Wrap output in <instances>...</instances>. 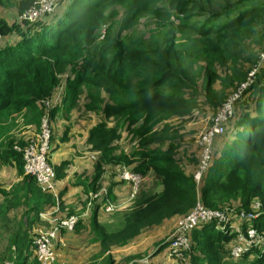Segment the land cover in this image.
<instances>
[{
    "label": "trees",
    "instance_id": "1",
    "mask_svg": "<svg viewBox=\"0 0 264 264\" xmlns=\"http://www.w3.org/2000/svg\"><path fill=\"white\" fill-rule=\"evenodd\" d=\"M38 2L0 0V11L12 7L19 17ZM109 6L120 7L127 14H118L123 23L107 26L101 39L102 28L108 24L104 10ZM174 9L183 13L186 20L183 25L171 24L162 30L161 45L154 52L138 50V44L119 40L123 31L145 18H141L143 15L169 21ZM254 30L264 36V0H59L54 13L34 23L22 21L20 17L11 22L0 15V122L12 113L36 107L39 102L41 106V101L54 98L63 84L59 75L62 77L65 73L68 75L65 92L52 114L62 108L65 114L78 111L89 116L95 111L101 115L86 140L87 145L100 152L95 176L88 185L97 193L91 194L89 201L95 194L101 200L93 202L90 224L84 229L91 236L89 243L99 245L101 255H105L102 264H123L112 256L110 251L114 246L127 245L147 226L160 225L167 218L189 213L197 203L208 210L228 214L231 222L237 223L238 233L247 236L254 229L259 244L235 260L230 252L237 242V232H224L217 223L206 224L191 232L190 249L183 250L182 264H264V69L234 102L225 132L236 131L238 137L226 140L221 148L214 144L211 164L201 184L191 173L195 166L186 167L183 161L177 160L176 141L156 130L170 131L166 121L174 116L193 115L199 106V98L185 95L186 90L195 89V83L188 78L191 72L180 66L179 56L192 52L212 57L206 70L211 90L216 89L217 67L225 68L219 97H215L216 101L207 94L205 97L206 103L218 112L228 99L224 100L225 90L248 81L250 73L239 74L234 81L228 72H239L233 61L241 44L257 34H251ZM184 42L189 49L184 48ZM230 61L234 67L228 70ZM87 88L89 96L85 94ZM95 94L98 103L94 102ZM131 133L135 134V142L130 147H121L123 135ZM30 138L21 136L16 143L11 140L7 149L0 152V168L10 166L23 176V153L13 148H26ZM157 143L168 146H155ZM53 145L52 136L50 163ZM107 166L113 167L112 173L121 179L128 171L139 175L143 182L146 179L151 187L155 180L162 187L159 193H149L133 211L126 212L120 222L121 229L114 232L110 230L112 224L99 218V212L105 214L111 199L110 187L101 184ZM55 170L60 172L58 168ZM9 195L15 198L0 213L4 219L1 229L8 233L0 235L7 238L0 247V264L6 261L31 264V259L36 258L35 234L30 235L31 231L34 233L32 227L40 221V213L55 205V194L42 192L34 178L24 176ZM138 195L142 197L143 190ZM58 203L62 204L60 218L75 214V210L66 212L59 197ZM20 206L24 208L23 220L15 229L17 222L5 213ZM241 214L253 217L242 219ZM82 224L83 220L79 221L75 232H79ZM65 234L68 233L62 231L59 235ZM58 245L59 242L57 256L61 250ZM168 245L169 241L157 244L146 259L155 264L154 258ZM128 261L135 264L132 258Z\"/></svg>",
    "mask_w": 264,
    "mask_h": 264
},
{
    "label": "rangeland",
    "instance_id": "2",
    "mask_svg": "<svg viewBox=\"0 0 264 264\" xmlns=\"http://www.w3.org/2000/svg\"><path fill=\"white\" fill-rule=\"evenodd\" d=\"M159 4L160 3H158L157 6H159ZM63 5L67 6V2L63 3ZM61 6H62V3H60L59 7ZM24 13L25 12H23L21 16L19 15V17H22ZM120 13L127 14L126 11L120 7H110V6L107 7L104 10V17H105V20H107L106 22L108 23L107 26L111 24H116L117 22H119V24H122L123 20H120L118 16V14ZM0 15H2L5 18L10 19L11 22L19 20V17L16 16L17 12H15V10L12 7L1 9ZM141 18L143 19L139 20L137 23L132 25L127 31H123L122 34L120 35L119 40L126 39L130 42H133L134 44H138L136 45V48L138 50H149L150 52H154L161 45L162 36L159 35V33L162 30L170 27L171 24H173L174 26H177L180 24L183 25V23L186 20L185 15L181 13L180 11H177L176 9H174L171 12L169 21H160L158 19H154L153 16L146 17V15H143ZM171 28L174 29V27H171ZM115 31H118V30H115ZM176 32H177V36H180V33L178 31ZM254 32H256L257 34H255L253 38L241 44L240 48L237 50L238 57L233 62L237 63V70L239 72L238 73H233L231 71L228 72V75H230L234 81L237 80L239 74L250 73L248 81L246 83H243L244 86L246 85L245 87L246 89L251 87L252 81L255 80L257 73L264 69V36H260V34H258L256 30H254L251 34H253ZM114 34L119 35L118 32H114ZM1 41L2 39L0 40V43ZM184 48L189 49L190 46L188 44H185L184 42ZM179 57H180V66L184 69H188L191 72L188 78L190 81L195 83V89L192 91L186 90L185 95L188 94L187 96H195L196 98H199L198 99L199 106L196 108L193 115L191 114L190 116H185V117L174 116L170 118L168 121H166V123L171 126L170 131L166 132V131L161 130V128H158L156 130L160 132V135L165 133L164 136H166L167 139H173L176 141V145L174 146H176L177 148V151H176L177 160L179 161V163H182L183 161V165L186 167L195 166V171L191 172L194 176L195 173L197 172L196 170H198L199 168L200 161L202 159L201 157H202L203 150H204L203 139L214 128V126L219 123L218 117L215 120L217 111L213 109V106L206 103L205 97H206V94L208 97H211L213 100H215L216 96L219 97L218 92L219 90H221V85H220L221 80L225 79L224 75L226 73V70L225 68L217 67L216 71L219 77L214 83V87L216 89L211 90L209 89V85H208L209 82L207 81L206 70L212 61V57L205 53L194 54L192 52H184V55L179 56ZM233 62L232 61L229 62L227 66L228 70L234 67ZM65 74L66 75L62 77L59 75V77L63 80V84L64 82H66L68 78L67 73ZM238 85L239 84H237L235 88L230 86L225 90L224 100L228 98L227 101L228 100L231 101L236 96L235 90L238 87L243 86L242 84L240 86ZM63 92H65V88ZM85 94L86 96H89V88L85 90ZM55 97L51 98L53 102V104H51V110H55V108L59 105V102L61 101L60 100L56 103ZM94 102L98 103L97 94L94 95ZM41 106H43L44 108L43 112H42ZM41 106L39 102V104H37L36 107L24 108L20 112L12 113L7 118H4L1 120L0 122V152H3L7 149L8 144L11 142V140H14L15 143L18 142L21 136H24L22 132L24 130H27L29 127H30V130H33V133H32L33 135L31 136V138L40 131L43 116L47 113V110H48V108L45 106L43 101H41ZM254 108H255V103L252 101L251 110H253ZM59 110H62V108H60ZM92 113H97V112L92 111ZM239 113H241V106L239 108ZM239 113H238V116H239ZM54 115L55 114L51 115V129H52L53 137H54L53 123L55 122ZM114 124L117 125L116 122H114ZM226 125H225V128H226ZM227 129H228V126H227ZM237 135L238 134L236 133V131L229 129L225 135L219 136L218 138H216V140H214L213 147L215 144V147L217 146L218 148H221L223 143L226 140L228 139L234 140L236 137H238ZM122 139L123 141L121 143V147L123 148L130 147L135 142L134 141L135 134L131 133L130 136L129 134H124ZM163 145L165 148L168 146L162 143L155 144V146H163ZM14 147L15 149L13 148V151L20 152L19 149H22L20 146H14ZM218 148H216V151L218 150ZM21 169L23 171V177H24V172H25L24 165ZM180 170H184V169L180 168ZM12 171L14 170H12L10 166H5V167L0 168V213H2L1 212L2 210L4 211V206L6 202H11L14 200L15 197L10 196L9 193L12 192L16 188V186L19 185V184H13L11 182L7 183V180H10L12 176L15 175V174L11 175ZM16 174L18 177L20 176L17 172ZM114 175L116 174H113V176ZM105 178L106 177L104 175L101 181L102 186H103ZM58 180L59 179L57 177V184H58ZM122 180L130 184L133 200H134V195L136 197L140 193V190L142 191L145 188V186L147 187L149 186V182H146V179H145V181L143 182L144 184L142 183L140 188L138 186L135 192V186L132 182H129L125 179H122ZM153 188L155 189V191L153 189V192L151 194L159 193L162 187L160 184L157 183V180H155L153 183ZM97 200H101V199H97ZM116 204L119 205L121 208L119 212H123V213H120L115 216V214L119 213L118 211L113 212V213L105 212L107 215L109 214L108 222H111L112 224V229H110L112 232H114L117 229H121L122 226L120 225V222L123 219V215L126 212H131L128 209H127L128 211H125V208H123L120 204L118 203ZM136 207L137 205L133 207V210ZM23 211H24V208L20 206L18 208L16 207L10 208V210L5 213L8 218H12L13 221L17 222L13 226L15 229H18V227L21 224V221L23 220ZM194 211L195 210L193 211L191 210L189 213L185 215H178L172 218H167L160 225H151V226L145 227L143 230H141V233L136 238L129 241L127 245L114 246L110 251L112 256L116 258L117 262L120 261L123 264H131L132 262L128 261L130 258H132L133 263L142 264V262L146 260V258L149 257V255L152 254L151 252L156 250L157 244L161 242H168L178 232L181 222H183ZM52 219H53V216H51L50 219L46 221L45 223L46 225L42 224V225H37L36 227L33 226L32 230L34 228L35 229L49 228L51 226L50 220ZM3 224H4V219L0 215V235L5 236L8 233L3 232V230L1 229V226ZM232 226L236 227L237 223L236 222L233 223ZM84 232L81 233L79 241H77V243L74 244V246H76L74 249H72L71 251H66L65 249L59 250V255H58L59 261H58V256H57L58 264H102V259L105 258V255H101L100 253L94 256L96 252H93V250H96V248L95 246H93L94 245L93 243L92 244L89 243V239L91 238V236L87 235L85 229H84ZM33 234H35V230H34V233L33 231H31L30 233L31 236ZM37 234H39V232H37ZM190 236H191V233L189 234V242L191 244ZM5 239L7 238L0 237V247L3 242L4 243L6 242ZM168 250H169L168 246H165L163 248L162 252L158 256L155 257L156 260L154 258L155 264H182L184 263V262H180L182 261L180 257H178V259L176 260H174L173 257H170V252L168 253ZM99 256L100 258H97ZM36 260L37 258L31 259L32 261L31 264H37L38 260L37 262ZM5 264H13V263L6 261ZM148 264H153V263L151 261Z\"/></svg>",
    "mask_w": 264,
    "mask_h": 264
},
{
    "label": "built area",
    "instance_id": "3",
    "mask_svg": "<svg viewBox=\"0 0 264 264\" xmlns=\"http://www.w3.org/2000/svg\"><path fill=\"white\" fill-rule=\"evenodd\" d=\"M58 2L59 0H39V2L29 11H26L20 19L30 23L45 19L47 16L54 13L58 6ZM106 30L107 25H104L100 36L101 39L104 38ZM1 39L2 36L0 35V40ZM64 88L65 84H62L55 97L56 103L61 100ZM244 89L245 86H241L237 89L236 96L231 101H226L220 107L215 118V120L217 117L219 118V123L216 124L203 139L204 150L201 157L202 159L199 168L194 175V179L198 184L202 183L204 176L210 167L213 157L214 140L225 132V125L233 115V103L241 96ZM43 103L48 110L43 116L40 131L30 139L26 148L19 149V151L23 153L24 175L34 178L42 192L56 194L57 174L54 166L48 161V156L52 148L53 134L51 129V104H53V102L52 99H47L44 100ZM122 178L134 184L135 192L138 186L140 188L143 182V179L139 175L132 174L128 171H125L122 174ZM98 198V194L93 195L88 206H92L93 202ZM120 210L121 208L119 205L115 204L110 199L108 200L106 205L107 213H113ZM193 210L195 211L181 222L178 232L169 240L168 253L170 252V256L181 258L183 250L187 251L190 249L191 244L189 242V234L203 225L217 223L219 228L224 230V232H237V227L232 226L234 222H231L228 214L208 210L202 206L201 203H197ZM252 217V215L244 216L241 214L242 219H250ZM80 219L81 216L78 214H73L68 218L53 216V219L50 220L51 226L49 228L35 229L34 245L36 258L39 264H56V245L57 242L60 243L62 241V236L59 235L60 232L74 233ZM37 232H39V234H37ZM237 234V242L230 252L231 257L235 260L241 258L244 253L250 251L259 244L257 233L254 229H250L247 236L238 232ZM148 263V259L142 262V264Z\"/></svg>",
    "mask_w": 264,
    "mask_h": 264
},
{
    "label": "crops",
    "instance_id": "4",
    "mask_svg": "<svg viewBox=\"0 0 264 264\" xmlns=\"http://www.w3.org/2000/svg\"><path fill=\"white\" fill-rule=\"evenodd\" d=\"M100 120L101 115L98 113L90 114L89 116H83L78 111H72L70 114H65L63 109L57 111L54 115V150L51 155V163L53 166H55V168L60 169V172L57 173L59 180L56 194L54 195L55 205L40 213V221L35 223L34 226L36 227L37 225L42 224L46 225V221H48L51 216L62 217V204L58 203V197L60 202L62 199L63 207H65L66 212L68 213L75 210V214L80 215L81 220H83V224L79 229V232L76 231L74 233H68L62 237V241L58 247L65 249L66 251H71L76 247L74 244L79 241L80 235L82 232H84L85 226H89L90 224L92 215L91 208L93 205L88 206L89 197L91 194L97 192L92 191L88 185L95 176V169L97 166L96 161L100 159V152L94 151L91 145L86 144V140L88 139L91 130ZM32 133L33 130H30V127L22 132L24 137L32 136ZM111 168V166H107L106 168V178L104 180L103 187H110L108 188L110 191H108V193L112 199L110 200L114 201L115 204H120L123 208H125V211L133 210L134 206L138 205L140 201L145 199L144 197L153 192L154 188L150 187L152 184L149 183V186H145L143 189L142 197L138 195L134 197L133 200L130 184L121 181L122 179L118 177L117 174L113 176V168L112 170ZM11 175L13 176L10 180H7V183L11 182L13 184H19L22 182L23 176L21 175L18 177L15 170L11 172ZM82 182H85L86 185H83ZM97 183L99 185V182ZM87 190H89V194H87ZM86 201L87 207L82 208ZM97 201L98 200H96L95 203H97ZM7 203L8 202H6L4 207H6ZM120 213L123 212H119L115 215ZM99 218L102 220V222L107 223L109 214H103L100 211ZM107 224H111V222H108ZM93 246L96 248V250H93V252H96L94 256L100 254V246L96 244Z\"/></svg>",
    "mask_w": 264,
    "mask_h": 264
}]
</instances>
